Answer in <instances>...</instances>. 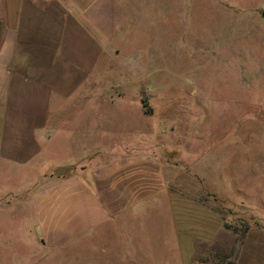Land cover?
<instances>
[{
    "label": "rangeland",
    "instance_id": "374dc122",
    "mask_svg": "<svg viewBox=\"0 0 264 264\" xmlns=\"http://www.w3.org/2000/svg\"><path fill=\"white\" fill-rule=\"evenodd\" d=\"M119 2L126 21L88 105L102 106L118 148L161 163L182 210L195 206L196 253L179 254L180 225L169 213L180 207L163 197L113 232L105 226L52 252L20 243L22 210L1 209L3 264L15 256L21 264H264V0ZM16 180L1 175L0 186Z\"/></svg>",
    "mask_w": 264,
    "mask_h": 264
},
{
    "label": "crops",
    "instance_id": "0c3cea01",
    "mask_svg": "<svg viewBox=\"0 0 264 264\" xmlns=\"http://www.w3.org/2000/svg\"><path fill=\"white\" fill-rule=\"evenodd\" d=\"M125 17L119 0H0V176L18 178L2 182L0 210H22L16 234L29 250L39 242L52 252L105 226L113 232L154 198L181 205L161 163L118 148L102 106H90ZM187 206L169 214L181 228L179 254L194 256L195 206Z\"/></svg>",
    "mask_w": 264,
    "mask_h": 264
},
{
    "label": "water",
    "instance_id": "95a60500",
    "mask_svg": "<svg viewBox=\"0 0 264 264\" xmlns=\"http://www.w3.org/2000/svg\"><path fill=\"white\" fill-rule=\"evenodd\" d=\"M263 15H264V12H263Z\"/></svg>",
    "mask_w": 264,
    "mask_h": 264
}]
</instances>
